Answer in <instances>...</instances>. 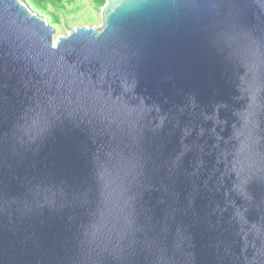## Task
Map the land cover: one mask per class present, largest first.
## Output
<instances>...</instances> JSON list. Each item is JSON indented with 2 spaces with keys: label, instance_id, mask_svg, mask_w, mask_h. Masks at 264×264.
I'll list each match as a JSON object with an SVG mask.
<instances>
[{
  "label": "water",
  "instance_id": "1",
  "mask_svg": "<svg viewBox=\"0 0 264 264\" xmlns=\"http://www.w3.org/2000/svg\"><path fill=\"white\" fill-rule=\"evenodd\" d=\"M102 18L0 0V264H264V0Z\"/></svg>",
  "mask_w": 264,
  "mask_h": 264
},
{
  "label": "rangeland",
  "instance_id": "2",
  "mask_svg": "<svg viewBox=\"0 0 264 264\" xmlns=\"http://www.w3.org/2000/svg\"><path fill=\"white\" fill-rule=\"evenodd\" d=\"M23 5L33 13L45 20L57 32L55 42L59 37L68 36L79 27L102 28V9L97 10L94 0H62L58 8L49 5L47 12H39L30 6L31 0H20ZM52 15H57L60 19L58 25H53Z\"/></svg>",
  "mask_w": 264,
  "mask_h": 264
},
{
  "label": "trees",
  "instance_id": "3",
  "mask_svg": "<svg viewBox=\"0 0 264 264\" xmlns=\"http://www.w3.org/2000/svg\"><path fill=\"white\" fill-rule=\"evenodd\" d=\"M96 3L97 10H100L106 6L107 0H94ZM62 0H31L30 6L33 10L39 12H47L48 6L52 5L58 8V5L61 4ZM53 21V25H58L60 23V19L57 15H52L51 17Z\"/></svg>",
  "mask_w": 264,
  "mask_h": 264
}]
</instances>
